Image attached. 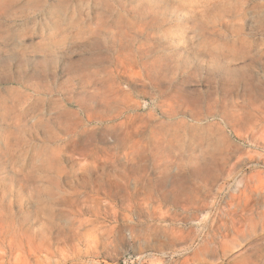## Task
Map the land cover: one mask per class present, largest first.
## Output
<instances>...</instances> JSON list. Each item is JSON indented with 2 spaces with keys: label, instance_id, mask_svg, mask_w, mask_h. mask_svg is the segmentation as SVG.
<instances>
[{
  "label": "rangeland",
  "instance_id": "obj_1",
  "mask_svg": "<svg viewBox=\"0 0 264 264\" xmlns=\"http://www.w3.org/2000/svg\"><path fill=\"white\" fill-rule=\"evenodd\" d=\"M0 264H264V0H0Z\"/></svg>",
  "mask_w": 264,
  "mask_h": 264
}]
</instances>
